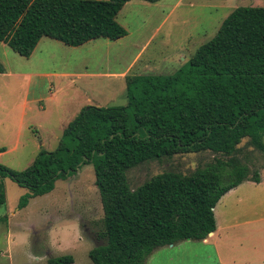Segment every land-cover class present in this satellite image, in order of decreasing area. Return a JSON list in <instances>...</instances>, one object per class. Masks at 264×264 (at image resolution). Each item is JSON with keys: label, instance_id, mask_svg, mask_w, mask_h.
Instances as JSON below:
<instances>
[{"label": "trees", "instance_id": "1", "mask_svg": "<svg viewBox=\"0 0 264 264\" xmlns=\"http://www.w3.org/2000/svg\"><path fill=\"white\" fill-rule=\"evenodd\" d=\"M131 1L0 0V43L29 59L45 37L69 47L117 41L128 35L118 15ZM125 80L127 106L85 108L57 149H42L24 171L0 163V209L10 179L28 190L20 210L78 169L94 167L106 244L89 253L93 264H145L159 248L216 232L218 203L250 177L242 144L264 152V8L235 9L175 74ZM204 154L215 162L188 174L160 173L137 189L129 183V172L146 162ZM252 179L260 183V173ZM47 264L76 261L63 255Z\"/></svg>", "mask_w": 264, "mask_h": 264}, {"label": "rangeland", "instance_id": "2", "mask_svg": "<svg viewBox=\"0 0 264 264\" xmlns=\"http://www.w3.org/2000/svg\"><path fill=\"white\" fill-rule=\"evenodd\" d=\"M239 7L264 8V0H133L118 15L128 35L117 41L69 47L45 37L29 59L0 43L5 69L0 74V147L11 149L20 142L17 150L0 156V163L24 171L42 149H57L65 129L85 108L127 106V75L175 74ZM240 158L252 175L264 161L247 142ZM214 162L212 154L149 161L129 172V183L137 189L160 173L188 174ZM260 179L258 185L243 183L218 203L214 238L159 248L145 264H264V243L256 241H264V231L256 232V222L240 224L264 216V167ZM68 180L58 181L52 193L32 199L22 210L19 204L28 190L4 181L0 264H47L63 255H72L76 264H93L89 253L106 244L99 237L104 211L94 167L86 165Z\"/></svg>", "mask_w": 264, "mask_h": 264}, {"label": "crops", "instance_id": "3", "mask_svg": "<svg viewBox=\"0 0 264 264\" xmlns=\"http://www.w3.org/2000/svg\"><path fill=\"white\" fill-rule=\"evenodd\" d=\"M26 102L27 103H31L29 100H26ZM19 137V136H18ZM18 140V139H17ZM16 140V141H17ZM20 142L19 141H17L14 145H13V147L11 148V149H8V148H6V152L5 153H2V154H0V156H3V155H5L6 153H10V152H12V151H15V150H17L18 149V144H19ZM249 151H256V154H258V157H264V152H261V151H259V150H257L256 148H250L249 147ZM239 157H240V155H239ZM240 160H241V163L242 164H245V165H247L248 167H249V165L248 164H246V163H244L243 161H242V159L240 158ZM264 160V159H263ZM257 167V170H255V171H257V172H261L262 171V169H263V167H264V161L262 162V163H260L258 166H256ZM250 168V167H249ZM83 169V168H82ZM82 171V170H81ZM250 177H249V179L247 180V181H245V182H253V183H256L252 178H253V175H252V173H251V169H250ZM71 178V177H70ZM261 180V179H260ZM65 182H67V181H69L68 179L67 180H64ZM244 182V183H245ZM261 182V181H260ZM257 185L258 184H260V183H256ZM243 185V184H242ZM241 186V185H240ZM240 186L239 187H237L236 189H234V190H232L231 192H229L228 194H226L221 200H220V202L219 203H221L224 199H226L227 197H229L230 195H232L233 193H236L237 192V190L240 188ZM216 209V208H215ZM215 216H216V214H215ZM256 222V232H263L264 231V216H260L259 214H256V219H252V220H245V221H243L242 223H240L241 225H244V224H249V223H255ZM217 232H218V225H217V230H216V232L215 233H212L209 237H208V239H206V240H204V242H208V240L212 237V238H214L215 236H216V234H217ZM256 241H257V243L258 242H261V243H264V241H260L259 239H257L256 238ZM256 247H258L257 246V244H256ZM263 261V260H262Z\"/></svg>", "mask_w": 264, "mask_h": 264}, {"label": "water", "instance_id": "4", "mask_svg": "<svg viewBox=\"0 0 264 264\" xmlns=\"http://www.w3.org/2000/svg\"><path fill=\"white\" fill-rule=\"evenodd\" d=\"M77 172L80 173L81 172V169H78Z\"/></svg>", "mask_w": 264, "mask_h": 264}]
</instances>
